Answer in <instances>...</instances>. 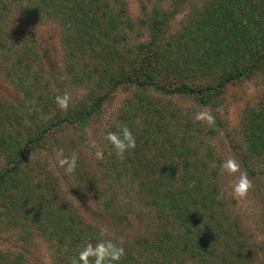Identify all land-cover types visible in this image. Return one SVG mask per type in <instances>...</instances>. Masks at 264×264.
<instances>
[{
	"label": "trees",
	"instance_id": "obj_1",
	"mask_svg": "<svg viewBox=\"0 0 264 264\" xmlns=\"http://www.w3.org/2000/svg\"><path fill=\"white\" fill-rule=\"evenodd\" d=\"M151 2L150 16L141 20L150 39L122 52L117 46L126 35L116 29L129 23L123 0H0V37L6 18L17 12L57 19L64 30L68 72L76 82L89 79L96 86L87 100L62 112L56 98H47L38 84L39 70L55 73L54 64L44 66L50 51L37 47L35 40H24L25 50L15 55L11 68L18 71L10 74L17 76L18 83H13L31 101V109L19 103L23 112L17 111L14 102L0 101V206L8 208L0 212V229L3 225L19 232L25 243L44 238L52 249V264H71L87 243L101 239L100 229L82 218L73 203L63 195H49L56 185L35 183L24 169L30 151L45 146L54 128L88 125L122 86L190 96L217 111L229 85L264 73V0H207L191 12L187 9L192 0H174L170 10L163 0ZM183 11L187 16L182 25L168 35ZM13 47L9 45L8 52ZM29 54L42 69L30 66ZM143 94L147 96H139L124 112L129 122L125 126L136 138L135 150L123 160L114 151H104L99 162L116 183L124 180L136 186L140 202L159 224L155 235L114 242L125 250L122 264H255L241 224L231 221L219 197L208 160L189 145L191 123H183L169 104ZM36 116L44 121L35 123ZM26 118L30 124L23 123ZM242 124L243 161L249 167L264 160V97L247 106ZM119 199L113 192L103 201L104 210L128 220L124 212L114 214ZM0 264L32 263L25 251H1Z\"/></svg>",
	"mask_w": 264,
	"mask_h": 264
},
{
	"label": "rangeland",
	"instance_id": "obj_2",
	"mask_svg": "<svg viewBox=\"0 0 264 264\" xmlns=\"http://www.w3.org/2000/svg\"><path fill=\"white\" fill-rule=\"evenodd\" d=\"M123 1L129 23L125 26L118 24L116 29V32H121L123 37L126 35L124 41L117 46L122 52L150 39L148 26L141 20L149 17L153 10L151 0ZM173 1L163 0L162 4L166 10H170L173 8ZM206 1L192 0V4L188 5L191 7L187 11L191 12L202 7ZM115 8H118V5ZM186 16L187 12L184 11L178 14L168 35L179 29ZM6 20L8 24L3 36L0 37V44L7 45L0 47V101L14 102L17 111L21 112L23 109L19 108V103H22L24 108H28L31 104V101L25 100L23 94L19 92L17 76L10 74H16L18 71L11 68L17 62L15 55L25 50L24 40H35L37 47L47 48L50 51V57L44 60V66L48 68L49 65L54 64L55 73L53 74L38 71L39 61H35L34 54L28 55L30 66L39 73L38 84L47 98L48 96L56 98L58 95L68 93L69 105H75L78 101L87 100L91 96L92 88L96 87L93 82L89 79L76 82L74 75L67 70L69 55L64 48V30L59 26L57 19H46L37 14L17 12L15 16ZM9 45L14 47L8 52ZM96 63L94 61L93 65ZM76 67L80 70V66ZM143 92L149 93L151 99L154 97L163 104H169V107L178 112L183 123H191V134H187L189 145L196 148L201 157H206L208 160L209 174L215 175L219 197L224 201V208L227 209L232 222L237 221L241 224L245 237L251 243L249 251L254 257L255 264H264V160L254 161L255 163H250L251 165L247 167L243 161L244 150L242 149V123L245 109L264 97V73H258L251 80L229 85L217 111L202 107L190 96L163 95L155 91L122 86L106 99L101 112L88 125L74 126L66 123L54 128L46 139L45 146L30 151L25 163V171L31 175L35 183L41 181L49 187L56 185L50 188L49 195L53 197L55 194L60 197L63 195V199L73 203L79 210L82 218L100 230L105 229L106 235L101 238L124 244L139 236L156 233L159 230L157 219L151 210L140 202L136 186L124 180L123 183L120 182L121 184L116 183L113 173H107L99 165L101 160L95 158L96 148L92 147L94 141L97 148L103 152L114 151L110 142L107 141V134L128 125L124 112L131 104L139 102V96H147ZM28 109L30 110L31 106ZM66 110L61 111L65 113ZM199 112L210 114L213 122L209 124L206 120L197 121L195 115ZM52 117L54 116H50ZM41 121H44L41 117H35V123ZM23 123L30 124L29 118H26ZM136 130L138 133L141 132V127L136 126ZM61 149L66 156H71L73 153L79 156L78 168L72 175H66L58 166L56 154ZM229 158H234L238 162L240 171L246 172L252 183L251 189L244 198L235 197L231 191L240 172L230 176L221 168L222 162ZM5 162L4 159L2 163ZM40 166L43 169L40 170ZM187 176L188 174L185 175ZM116 191L120 194V199L112 208L115 210L114 214L124 212L128 220L117 219L115 215L111 216L104 210L103 201L112 197V193ZM6 211H8L7 207L0 206V212ZM1 251L12 254L25 251L32 264H52L53 254L48 241L37 238L33 242L25 243L20 240L19 232L8 230L3 225L0 229Z\"/></svg>",
	"mask_w": 264,
	"mask_h": 264
},
{
	"label": "clouds",
	"instance_id": "obj_3",
	"mask_svg": "<svg viewBox=\"0 0 264 264\" xmlns=\"http://www.w3.org/2000/svg\"><path fill=\"white\" fill-rule=\"evenodd\" d=\"M70 96L68 93L58 95L56 104L61 110H66L69 107ZM197 121H207L209 124L213 122V117L207 112L196 113ZM107 141L113 147L117 158L123 160L126 154H130L135 150L136 138L133 132L127 126H123L118 132H108ZM92 147L96 148L94 153L97 160L104 158L103 150L97 148L95 142H92ZM79 156L73 153L71 156L64 155L63 149L56 154L58 166L64 170L66 175H72L78 168ZM221 168L228 175H233L240 172L232 185L231 191L235 197L244 198L252 187V183L246 172L240 171V166L234 158L226 159L222 162ZM71 195V194H70ZM78 201V200H77ZM79 202V201H78ZM101 237L106 235V230H100ZM125 256V250L122 246L114 243L111 239L101 238L95 244L87 243L78 253V256L73 257L71 264H122V259Z\"/></svg>",
	"mask_w": 264,
	"mask_h": 264
}]
</instances>
